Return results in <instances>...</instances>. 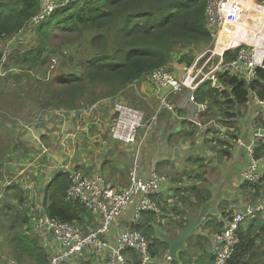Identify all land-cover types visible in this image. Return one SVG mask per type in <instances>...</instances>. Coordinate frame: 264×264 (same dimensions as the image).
<instances>
[{
	"label": "crops",
	"instance_id": "obj_1",
	"mask_svg": "<svg viewBox=\"0 0 264 264\" xmlns=\"http://www.w3.org/2000/svg\"><path fill=\"white\" fill-rule=\"evenodd\" d=\"M252 10L255 12L248 18L246 13ZM262 32L264 34V14L261 7L253 0H235L228 11L224 32L219 37L218 52L222 53L228 49L249 45L257 40L258 35ZM246 40L247 42L244 43ZM259 49L262 57L264 42ZM206 50L207 48L199 46L198 48H184L176 51L169 70L176 78L183 80L186 78L187 70L193 66L196 57L204 54ZM186 53L193 57L195 55L191 65L180 62ZM207 57L206 55L204 59ZM202 84L197 86L195 96L200 92ZM207 91V88L202 90V92ZM188 93L189 90L174 93L145 78L123 90L116 98L102 99L93 105L84 107L96 106L89 113L91 115L69 114L67 117H58L44 123L36 133L24 132L22 141L24 153L17 155L12 152L8 159L24 160L27 157L41 155V159L36 160V164L31 167L33 170L29 173H39L36 170L37 165L42 169L43 197H45L47 186L57 175L52 168L69 161L76 169L86 172L99 168L106 181L116 190L121 191L129 186L130 165L138 144L128 147L114 143L108 133L112 119L116 117L115 105L120 102L133 107L141 111L146 118L139 131L138 139L142 164L141 175L147 179L153 169H156L159 175L165 176L167 179L163 185L166 196L164 195L160 199L166 207L165 219L159 216L156 225L159 223L165 225L170 220H177L176 217L182 216L186 223L183 225L184 228L190 221L201 219L202 222L191 239L203 238L204 241H200V244L203 247L207 244L206 251H208L210 241L225 227L222 220L227 218L230 210L240 207L239 197L251 192L250 190L244 192L240 188L242 185L240 177L247 168L249 159L245 148L235 142V136L224 132L230 127L227 121H218L221 117L217 115V106H212L209 101H205L207 110L202 112L196 106L189 104ZM165 97L168 99V103L173 105V110L162 107L161 101ZM253 101L255 105L250 104ZM258 101V97L252 95L248 104L249 111L252 112L248 111V114H244L243 117L234 121L237 122L234 123V127L237 129L234 132L235 135H239L246 143H250L256 131L264 126V122L261 124L259 120L255 119L258 113L263 112L261 107L259 108ZM197 102L201 103L198 100ZM79 108L81 107L79 106ZM194 120L207 126V131L199 133V128L192 123ZM56 122L59 123L56 124ZM259 126L260 128L256 129ZM48 129L52 133L46 132ZM224 136L226 139L220 140ZM41 144L46 145L49 149L48 155L42 154ZM15 145L19 146V143ZM11 172L16 176L13 170ZM46 182L47 184H45ZM16 187L21 188L19 185ZM247 200L253 202L254 199L249 195ZM148 215H144V224H146ZM133 216L134 211L130 210L117 219L111 234L106 238L107 241L115 244L119 235L132 225ZM85 220L87 228L90 230L99 225L96 216ZM142 227L143 224L139 228ZM183 228L178 226L176 230L173 229L176 234L172 235L170 230L165 235L176 239ZM31 236L40 242L37 235L31 234ZM3 241L0 233V248ZM189 241L186 244L185 252L188 250ZM44 246V250L49 252L48 241H44ZM202 255H200L202 262L200 264H214L211 254L212 260L209 256L206 258ZM156 259L154 264H174L173 261L167 262L165 256H158ZM65 264H107V262L96 256L91 248L85 251L83 257L73 259Z\"/></svg>",
	"mask_w": 264,
	"mask_h": 264
},
{
	"label": "trees",
	"instance_id": "obj_2",
	"mask_svg": "<svg viewBox=\"0 0 264 264\" xmlns=\"http://www.w3.org/2000/svg\"><path fill=\"white\" fill-rule=\"evenodd\" d=\"M262 8L264 13V7ZM41 9L42 0H0V42H15L14 39L20 37ZM206 12L207 0H81L59 9L32 31L37 39L35 48L27 51L17 49L14 56L1 54L0 72L9 66L7 58H16L20 65H29L35 69L54 52L50 46L52 41L63 37H78L82 41L83 37H87L91 47L90 56L82 61L79 68L75 67L71 75H59L60 85L52 90L57 98H53L48 105L55 107V103L59 102L65 105L68 100L76 103L81 97L92 94L90 105H93L101 98H116L129 86L161 68L169 70L174 54L180 49L199 46L208 48L213 37L207 24ZM235 56L234 52H230L226 59L231 60ZM3 59L6 61L2 62ZM263 61L264 54L258 63ZM180 62L191 65L193 56L186 53ZM12 72L15 73V69ZM221 82L225 87L223 91L213 88L210 82L203 83L197 100L201 103L209 101L212 106H217V115L221 117L218 121H227L228 126L234 129H226V133L238 139L241 137L234 133L237 130L234 127L237 122L234 121L243 117L244 108L250 103L252 95L264 100V69L257 70L256 80L251 84L238 77L225 76ZM50 86L51 83L47 82L46 87ZM98 88L103 91L94 95ZM206 88L208 91L202 92ZM16 139L19 147H22L23 136L17 135ZM256 152L257 158H264L263 142L258 143ZM68 187V175L58 173L53 178L45 190L47 212L63 222L87 226L85 219L89 212L66 200ZM240 188L244 192L250 190L248 195L255 201L264 199V178L258 184L245 183ZM15 190L18 191L17 194ZM26 194L23 188H17L16 185L6 190V195L11 200L1 205L0 214L13 212L16 215L11 228L13 236H8V241L13 247L16 262L49 264V255L43 246L25 231L28 223L23 205ZM159 204L162 212L157 216L148 213L146 225L142 227L144 234L152 237V254L155 258L169 250L162 241L163 236L170 230L172 235L176 234L173 229L176 230L178 226L183 228L186 224L184 217L180 216L165 225H156L159 216L165 219L166 213L164 204L161 201ZM17 219H20V224ZM239 235L240 244L228 264H264V212L248 221L240 229ZM162 243L165 244L163 247ZM186 252L180 253L181 257L173 261L174 264H197L192 259H186ZM26 260H33L35 263ZM200 263L202 262L199 261Z\"/></svg>",
	"mask_w": 264,
	"mask_h": 264
},
{
	"label": "built area",
	"instance_id": "obj_3",
	"mask_svg": "<svg viewBox=\"0 0 264 264\" xmlns=\"http://www.w3.org/2000/svg\"><path fill=\"white\" fill-rule=\"evenodd\" d=\"M80 1L42 0L41 12L31 20L25 31L32 28L34 30L59 9ZM231 1L233 0H207V24L212 32L213 41L204 54L196 57L193 66L186 72V78L180 80L166 68H161L147 77V79L162 88L174 93L189 90V104L196 106L202 112L207 110V105L206 103L197 102L195 90L198 85L210 82L213 88L223 91L225 90L221 82L223 76L238 77L251 84L256 80L257 70L264 69V61L258 63L255 60L257 51L254 46L242 45L236 49H228L222 53L218 52L219 37L224 32V24L228 17ZM254 1L262 6L264 5L263 0ZM230 52H234L236 56L231 60H227L226 55ZM206 55L208 57L204 59ZM258 103L263 112L258 113L257 118L263 116L264 122V100H259ZM161 105L173 110V105L168 103L166 97L162 99ZM95 108L96 106L79 108L77 111L59 109L36 113L30 122L21 124L22 130L25 133H36L37 129L44 123L55 118H64L69 114L83 116L91 113ZM115 111L116 117L112 119L108 133L111 140L114 143L128 147L138 144L131 161L130 183L127 188L121 191L116 190L106 181L99 168L86 172L73 167L70 161L52 168L53 172L57 174L68 175L69 187L66 200L80 205L98 218L99 225L91 230L85 231L80 224L63 222L48 214L45 197L42 195V192H44V186L41 182L42 169L37 165L36 170L39 173H29L33 170L31 167L36 164V160L41 159V155L32 158L27 157L24 160H5L8 165V173L12 174L11 171L13 170L16 176L12 174L8 178V182L5 183L4 189L0 192V205L6 202L8 187L19 185L25 190L27 194L23 205L26 209L24 213L28 218L25 231L37 235L44 248V241L49 242L50 253L45 249L49 254V264H65L73 259L81 258L84 256L85 251L91 248L95 255L105 259L107 264L155 263L156 258L152 254V241L145 236L142 228L139 227L144 221L145 214L158 215L162 212L159 202L164 195L163 185L167 182V179L165 176L159 175L156 169H153L147 179L141 175L142 164L138 139L139 131L145 123L144 114L124 103H117ZM192 123L199 128V133L207 131V126L201 122L194 120ZM262 129H264V126L260 130ZM260 130L256 131L250 143H246L242 138H234L237 144L245 148L249 159V164L240 177L242 184H258L264 178V158L259 159L256 156L258 143H264V136L260 134ZM41 150L43 155L49 154L46 145L41 144ZM243 208H235L231 215H227V218L222 220L225 227L210 241L208 253L213 256L214 264H228L235 253L236 247L240 244V229L248 221L264 212V199L256 207L246 204ZM130 210L134 211L132 225L119 235L115 244H111L106 238L111 234L114 223ZM168 261L172 262L169 253L167 256ZM7 264L23 263L9 260Z\"/></svg>",
	"mask_w": 264,
	"mask_h": 264
},
{
	"label": "rangeland",
	"instance_id": "obj_4",
	"mask_svg": "<svg viewBox=\"0 0 264 264\" xmlns=\"http://www.w3.org/2000/svg\"><path fill=\"white\" fill-rule=\"evenodd\" d=\"M256 4L258 3L256 2ZM258 6H260L261 10L263 11L262 7H264V5L262 6L258 4ZM254 12V10L248 11L246 16L249 18L253 16ZM245 23H248V21H245ZM32 30L33 28L22 31L23 33L20 35V37L15 38V42L13 43L9 41L0 42V55L4 54V56H14L17 49L27 51L30 48H35L37 39L35 34H32ZM247 40L244 41V43H246ZM50 46L54 52L45 58L44 63L39 67L32 69L29 65H20L18 62H16V58L10 60L7 58V63L9 66L4 71L0 72V117L3 119L1 120L0 118V162L2 161L0 163V191L4 189L5 183L8 182V178L12 176L11 173H8V165L5 160L8 159L9 155L11 156L12 152L16 153L17 155H22V153L25 151L23 146L19 147L15 145L18 143L16 136H24L21 125L22 123L30 122L36 113L59 110L60 108H73L75 111H77L79 106L84 108L90 105V99L92 98L93 94L81 97L76 103H73L72 100H68L65 105H61L60 102L55 103V107L48 105V103L52 102L53 98H57L52 90L58 88L60 85L59 78L61 76L59 75H71L74 72L75 67L79 68L82 61L84 62L90 56L89 52H91V47L88 45L87 37H83L82 41L78 37H63L57 41H52ZM65 53L67 55H65ZM86 53H88V55H85ZM194 58L195 55L193 60ZM3 61H6V59H3L2 62ZM11 66L13 69H15V73L12 72L13 69H9ZM42 80H45L46 82H42ZM47 82L51 83L50 88L46 87ZM102 91V88H98L94 95H98V93ZM102 99L103 98L100 100ZM250 104L255 105L254 101ZM260 107L261 106H259V108ZM248 111L249 105L244 108V113L248 114ZM255 119L259 120L261 124L263 123V116L259 118L256 116ZM58 123L59 122H56V124ZM257 128H260V126L256 127V129ZM18 131L19 134H17ZM49 131L50 129H48L46 132ZM225 139V136L222 137V139L220 138V140ZM10 192L11 191H9V193ZM17 193L18 191L15 194ZM248 196L249 195L246 194L242 197H239V206L249 203L255 207L258 206L263 200L262 199L260 202L255 200L250 202L247 200ZM9 199L11 200V198L7 197L6 195V202ZM232 212L233 210L229 215H231ZM15 216L16 215L13 212L8 214L7 212H4L0 214V233L4 239L0 248V264H7V261H15L16 258L12 250L13 247L8 241V236H10V238L13 236L11 228L12 224L14 223L13 220ZM92 217L93 215L88 213V218ZM17 223L20 224V219H17ZM142 224L143 226L146 225L144 223ZM81 226V228H83L85 231L88 230L87 226ZM145 236L151 241L152 237H148L147 235ZM200 241H204V239L196 238L195 240L191 239L189 241L190 244H188V250L186 252V259L188 261H191L192 259L193 263L196 262L199 264L201 254H203L202 257L207 258L209 256V258L212 260L211 255L208 253V251H206L207 244L203 247L201 246ZM198 242L199 244H197ZM164 245V243L161 244L162 247ZM168 253L169 252L166 251L163 252L161 257L165 256V259L167 260ZM26 261L29 263H35L33 260Z\"/></svg>",
	"mask_w": 264,
	"mask_h": 264
},
{
	"label": "water",
	"instance_id": "obj_5",
	"mask_svg": "<svg viewBox=\"0 0 264 264\" xmlns=\"http://www.w3.org/2000/svg\"><path fill=\"white\" fill-rule=\"evenodd\" d=\"M260 134L264 136V129L260 130ZM201 219H194L182 229L178 238H172L169 235L163 236V242L167 244L169 249V256L172 261L179 259V254L186 249L188 241L195 236L198 226L201 224Z\"/></svg>",
	"mask_w": 264,
	"mask_h": 264
},
{
	"label": "bare ground",
	"instance_id": "obj_6",
	"mask_svg": "<svg viewBox=\"0 0 264 264\" xmlns=\"http://www.w3.org/2000/svg\"><path fill=\"white\" fill-rule=\"evenodd\" d=\"M234 1H235V0L231 1V3H230V7L233 5ZM253 2L256 3L254 0H253ZM224 27H225V24H224ZM263 38H264V34H263V32H262V33H260V34L258 35V39H257V40H255L254 42H252L251 44H249V46H254L255 49H256V51H257L256 59H255L257 62H259V60H260V58H261V53H260V49H259V47H260V45H261V43H262V41H263ZM119 103H120V102H119ZM224 132H227V130L225 129Z\"/></svg>",
	"mask_w": 264,
	"mask_h": 264
}]
</instances>
